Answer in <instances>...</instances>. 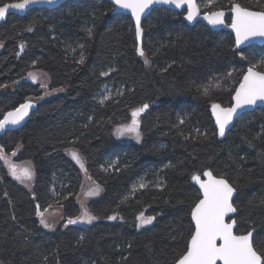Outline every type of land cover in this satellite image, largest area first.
<instances>
[{
    "label": "trees",
    "instance_id": "1",
    "mask_svg": "<svg viewBox=\"0 0 264 264\" xmlns=\"http://www.w3.org/2000/svg\"><path fill=\"white\" fill-rule=\"evenodd\" d=\"M197 2L202 13L233 2L264 9V0ZM112 10L103 0H69L10 15L0 26V119L42 96L30 72L61 91L38 104L23 128L0 136L7 161L33 173L24 186L0 159V264H175L193 232L199 192L190 180L206 170L237 189L235 234L254 229L255 247L264 250V109L238 118L222 141L209 113L213 103L231 106L248 67L264 72V47L240 50L242 59L228 32L189 27L182 14L154 9L142 22V57L131 19ZM144 104L140 140L115 139L114 129ZM71 151L103 193L87 204L97 218L89 226L67 224L81 214L82 174ZM37 205L59 209L57 228L40 226ZM141 214L153 222L137 227ZM113 215L119 222L107 223Z\"/></svg>",
    "mask_w": 264,
    "mask_h": 264
},
{
    "label": "snow or ice",
    "instance_id": "2",
    "mask_svg": "<svg viewBox=\"0 0 264 264\" xmlns=\"http://www.w3.org/2000/svg\"><path fill=\"white\" fill-rule=\"evenodd\" d=\"M42 2L51 5L55 4L56 0H16L12 3H3L0 6V20L5 19L10 10L23 11L30 5ZM111 3L115 8L130 11L135 22V37L138 42L141 40L144 31L142 14L151 9L153 5H174L178 9L186 6L185 19L189 22L196 20L199 15L195 0H111ZM230 12L231 23L228 26L235 34L237 49L245 42L264 38V9L250 10L238 2H233L230 6ZM203 19L209 25H223L225 23V12L223 10H210L203 14ZM87 32L91 36V29H87ZM22 48L23 45H21ZM136 51L140 56H145L141 47L137 46ZM238 54L242 59L245 58L243 51H238ZM80 62H83V56H81ZM144 63H150L147 57H145ZM261 63L264 64V61H261ZM255 67V65H252L243 75L238 87L235 88L232 96L233 103L230 107H221L220 104L216 103L212 104V115L215 117V124L220 137L225 136L226 129L239 117L243 109L256 105L257 102L264 103V72L254 70ZM162 71H167V69ZM28 75L34 82L36 81L37 77L34 73L30 72ZM101 75H106V73L102 72ZM41 87H46V85L41 84ZM208 91L209 88L205 87L204 93L207 94ZM108 98L107 95H104L100 103L103 104ZM148 107V104H144L142 107L133 110L131 123L118 127L115 134L118 137L131 134L139 141L141 133L139 131L140 122L137 117ZM32 108L33 104L26 101L13 111L7 112L3 119H0V131H4L9 125L20 124L29 116ZM181 123H183V120ZM70 155L83 169L84 165L79 154L76 151H71ZM0 159H5L8 162L4 156L3 148H0ZM8 163L9 172L16 180L24 183L32 179L33 173L29 168H18L15 164ZM203 176L206 179H201V176L197 174H193L191 177L199 185L197 202L191 208V220L194 222L195 230L187 242L186 251L179 255L175 264H217L218 261L222 264H264V250L258 251L255 247L254 229L247 231L246 234L237 235L234 232L237 222L235 220L230 223L226 222L225 218L230 213L237 211L233 206L234 193L237 189L227 179L216 177L210 170L204 171ZM139 187L144 188L145 185L141 183ZM94 194L95 190L87 193V195ZM261 204L264 205V200L261 201ZM44 211H47V209ZM44 211L40 210L39 205L36 206V215L40 217V224L45 228H51L53 225L47 222ZM116 218L115 215L108 217L109 220H115ZM95 219L97 218L85 209L76 219H68L67 224L92 223ZM137 219L139 220L137 227H140L151 224L154 217H144L141 214Z\"/></svg>",
    "mask_w": 264,
    "mask_h": 264
},
{
    "label": "water",
    "instance_id": "3",
    "mask_svg": "<svg viewBox=\"0 0 264 264\" xmlns=\"http://www.w3.org/2000/svg\"><path fill=\"white\" fill-rule=\"evenodd\" d=\"M67 1L69 0H56V3L55 4H47V3H38V4H34V5H30L27 9L23 10V11H20V10H10L7 14H6V17L5 19L3 20H0V26L2 24H4L8 18V16L10 15H16V16H19V17H23L24 15H26L29 11L33 10V9H46V10H54V9H57L58 7H60L62 4L66 3ZM103 1H107L109 2L113 9L115 10H112V14L113 15H123V16H127L131 19V22L134 26V32H135V22L134 20L132 19L131 17V13L130 11L128 10H123V9H119V8H115V6L111 3V0H103ZM195 3L197 4V7L199 9V15L198 17L196 18V20L192 21V22H189L185 19V15H186V12H187V7L184 6L183 8L181 9H178V8H175L174 5H153L151 7V9L149 10H146L144 14H142V22L144 21V19L154 10V9H165V10H168V11H172L174 13H177V14H182V19L183 21L189 26V27H194L197 23H201L203 24L206 28H208L210 31L212 32H228L229 34L232 35L233 37V40H234V45H235V49L240 51V50H243V49H246L250 46H257V47H264V38H257V39H253V40H250L248 42H245V44H242L239 46V49H237V46L235 44V34L233 33L232 29L228 26L230 25L231 23V12H230V9L229 10H224L225 12V23L223 25H216V26H213V25H209L207 23L206 20L203 19V14L198 6V2L197 0H195ZM227 18H230V22L229 24L226 23V20ZM143 40H144V33H142V36H141V40L138 42L136 40V37H135V41H136V46H139L141 48H143ZM138 56H140L138 53H137ZM249 68V67H248ZM248 68L246 69V72L248 70ZM255 70V69H254ZM245 72V73H246ZM243 78V77H242ZM241 78V79H242ZM238 87V86H237ZM235 92V91H234ZM234 95V93H233ZM27 101H30L32 104H33V108L30 110V114L28 117H26L20 124L18 125H9L7 126V128L4 130V131H0V136L4 135L6 132H10V131H16V130H20L21 128H23L25 126V124L30 120L32 114L38 109V104L33 101V100H27ZM26 102V101H25ZM233 103V101H232ZM232 105V104H231ZM212 106V105H211ZM210 106L209 108V113H210V117H211V120L213 122V125H214V129L216 131V136H217V139L218 141H222L225 136L227 135V133L233 128L234 126V123L236 122V120L238 118H240L242 115L246 114V113H249V112H253L255 111L256 109H264V103L262 102H257L256 105H253L251 107H247L245 109L242 110V113L239 115L238 118H236L234 120V122L229 126L228 129H226V134L225 136L223 137H220L218 135V130H217V127H216V124H215V117L212 115V107ZM146 110V109H145ZM13 111V110H12ZM7 114V113H6ZM141 114V113H140ZM4 117V116H3ZM3 119V118H2ZM201 179H206V177L201 176ZM190 183L191 185L198 190L199 192V185L196 184L192 179L190 180ZM236 197V192L234 193V199ZM234 201V200H233ZM236 216V212L235 213H230L225 219H226V222H231L232 220H235L234 217ZM190 220H191V214H190ZM121 221V220H120ZM107 223H116V222H119L117 221V218L115 220H109L107 219L106 221ZM122 222V221H121ZM191 223H192V226H193V232L195 230V225H194V222L191 220ZM236 230V226L234 228V232ZM190 240V239H189ZM217 264H222V262H217Z\"/></svg>",
    "mask_w": 264,
    "mask_h": 264
},
{
    "label": "rangeland",
    "instance_id": "4",
    "mask_svg": "<svg viewBox=\"0 0 264 264\" xmlns=\"http://www.w3.org/2000/svg\"><path fill=\"white\" fill-rule=\"evenodd\" d=\"M201 12H202V8H200ZM1 50V49H0ZM36 75L37 79L36 81L34 82L32 80V78L27 75V80L29 82H31L33 85H36L39 87V89L41 90L42 92V96L38 99H36V103L37 104H40L42 103L43 101L53 97V96H56L57 94H59L61 91H49L48 89V82H47V78L45 77V75H43L42 73H39V72H32ZM41 84H44L46 85V87H41ZM9 87H6V88H3L1 90V92H8L9 91ZM104 91H107V89H103L101 93H103ZM48 93V94H46ZM138 119V118H137ZM140 122V121H139ZM118 128V127H117ZM114 129V132H113V136L115 139L121 141V142H126V143H129V142H138L133 135L131 134H126L124 136H117L115 133H116V129ZM69 156L70 158L72 159L70 153H69ZM11 158V157H9ZM72 161L76 164V166L78 167V169L81 171V174H82V185L80 187V191H79V195H78V198H77V204L79 205L80 207V210H81V214L83 213V211L85 209H87V204L93 200H96V199H99L102 197L103 193L101 191V189L98 187V190H97V185H95L94 182H92L89 177L85 174L84 172V167L83 169L80 167V164H78L75 160L72 159ZM82 162V161H81ZM19 168H27L26 165H23ZM33 179V178H32ZM32 179L30 181H25L24 183H22L24 186H27L29 187L31 182H32ZM20 182V181H19ZM21 183V182H20ZM95 190V194L94 195H87V193H89L90 191H94ZM80 214V215H81ZM44 216L47 220V222L51 225H53V227L51 228H57V226L59 225V221H60V213H59V209L57 208H50L48 209L47 211H44ZM40 220V218H39ZM40 222V221H39ZM93 222V221H92ZM76 224L80 225V226H89L91 225L92 223H83V222H77ZM41 227H43L44 229H49V228H45L42 224H40ZM143 227L145 226H148L147 225H142Z\"/></svg>",
    "mask_w": 264,
    "mask_h": 264
},
{
    "label": "flooded vegetation",
    "instance_id": "5",
    "mask_svg": "<svg viewBox=\"0 0 264 264\" xmlns=\"http://www.w3.org/2000/svg\"><path fill=\"white\" fill-rule=\"evenodd\" d=\"M229 19H230V18H229ZM147 109H148V108H147ZM147 109H146L144 112H142V113L139 115V117H137L138 120H139L140 116H142V115L147 111Z\"/></svg>",
    "mask_w": 264,
    "mask_h": 264
},
{
    "label": "crops",
    "instance_id": "6",
    "mask_svg": "<svg viewBox=\"0 0 264 264\" xmlns=\"http://www.w3.org/2000/svg\"><path fill=\"white\" fill-rule=\"evenodd\" d=\"M93 223V222H92Z\"/></svg>",
    "mask_w": 264,
    "mask_h": 264
}]
</instances>
